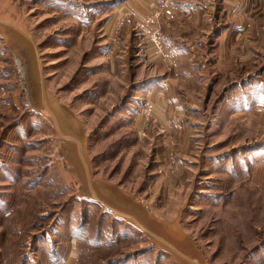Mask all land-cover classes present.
I'll use <instances>...</instances> for the list:
<instances>
[{
    "label": "rangeland",
    "instance_id": "374dc122",
    "mask_svg": "<svg viewBox=\"0 0 264 264\" xmlns=\"http://www.w3.org/2000/svg\"><path fill=\"white\" fill-rule=\"evenodd\" d=\"M124 1L0 0V264H264V0Z\"/></svg>",
    "mask_w": 264,
    "mask_h": 264
},
{
    "label": "crops",
    "instance_id": "0c3cea01",
    "mask_svg": "<svg viewBox=\"0 0 264 264\" xmlns=\"http://www.w3.org/2000/svg\"><path fill=\"white\" fill-rule=\"evenodd\" d=\"M146 1L147 0H125L123 2V4L126 3L127 7L123 6L122 8L116 10V12L118 13V16L121 14V17H123V19H121L124 21L123 29H126V27L129 24H132V22L134 23L138 16L140 17L139 19L141 20V18H142L140 16L141 13L144 15V17H146L147 14H149V13H144ZM123 4H121V5H123ZM170 4L171 5L168 8L169 9V11H168L169 15L171 14L172 17H175L176 16L175 10H178V16L182 12H184L186 18L188 17L189 12L186 9H184L186 4L182 5L180 2H175L173 0H171ZM118 7H120V5ZM143 10H144V12H143ZM127 15H129V18L125 20V16H127ZM196 15H200V14L196 13ZM109 198H111V197H109Z\"/></svg>",
    "mask_w": 264,
    "mask_h": 264
},
{
    "label": "built area",
    "instance_id": "2783aa9c",
    "mask_svg": "<svg viewBox=\"0 0 264 264\" xmlns=\"http://www.w3.org/2000/svg\"><path fill=\"white\" fill-rule=\"evenodd\" d=\"M159 4V3H156ZM151 8H155L154 4H151ZM150 40L153 42V45L155 47L156 50H160L162 49V43L161 40L155 35V34H150L149 35Z\"/></svg>",
    "mask_w": 264,
    "mask_h": 264
}]
</instances>
